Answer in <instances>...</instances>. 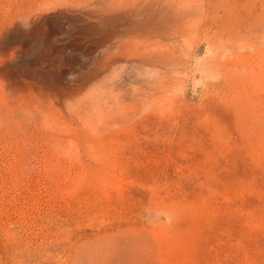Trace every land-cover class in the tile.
<instances>
[{
    "label": "rangeland",
    "instance_id": "obj_1",
    "mask_svg": "<svg viewBox=\"0 0 264 264\" xmlns=\"http://www.w3.org/2000/svg\"><path fill=\"white\" fill-rule=\"evenodd\" d=\"M0 264H264V0H0Z\"/></svg>",
    "mask_w": 264,
    "mask_h": 264
}]
</instances>
